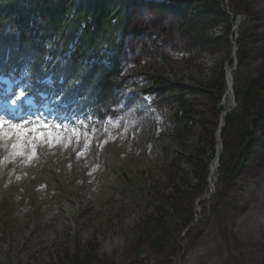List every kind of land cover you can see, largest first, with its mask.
<instances>
[{
  "label": "rangeland",
  "instance_id": "obj_1",
  "mask_svg": "<svg viewBox=\"0 0 264 264\" xmlns=\"http://www.w3.org/2000/svg\"><path fill=\"white\" fill-rule=\"evenodd\" d=\"M214 1L234 17L228 16L232 30L237 28L228 47L211 52L215 62L223 63L226 88V64L237 50L236 70L234 59L229 65L232 77L236 71L231 115L239 110L240 95L264 74V0H228L227 5ZM150 9L145 5L134 13V24L150 32L128 37L122 65L125 86L109 99L100 118L76 115L56 123L45 110L27 119L0 115L14 123L40 120L80 133L66 146L38 144L31 159L30 146L26 155L15 157L9 155L11 139L8 148L0 147V264H69L73 257L85 261L90 246L92 264H262L264 150L246 161L235 180L223 182L215 176L214 193L209 195L208 188L209 199L198 207L196 202L191 211L190 226H196L190 232L178 219L187 204L178 200L177 217L169 220L176 255L169 249L165 255L151 252L139 235L138 227L154 203L171 195L179 199L178 193L196 185L189 150L174 135L173 109L157 93L147 94L151 67L167 61L165 69L174 73L176 83L194 88L200 85L196 72L203 65L202 56L172 29L173 22L165 33L153 26L159 16ZM235 18L240 19L238 26ZM4 109L0 103V111ZM209 122L210 131L219 123L211 117ZM253 135L262 142L260 134ZM205 138L195 127L186 146L203 148ZM222 145L221 154L224 141Z\"/></svg>",
  "mask_w": 264,
  "mask_h": 264
},
{
  "label": "trees",
  "instance_id": "obj_2",
  "mask_svg": "<svg viewBox=\"0 0 264 264\" xmlns=\"http://www.w3.org/2000/svg\"><path fill=\"white\" fill-rule=\"evenodd\" d=\"M145 5L159 16L153 26L160 33L173 22L172 29L203 61L196 72L200 85L194 88L176 83L174 73L165 69L167 61L151 67L152 88L147 92L157 93L173 109L174 135L189 150L196 185L178 193L179 199L171 195L154 203L138 232L151 252L165 255L169 249L176 255L169 220L177 217L178 200L189 207L181 206L184 212L178 217L187 230L197 200L208 188L210 193L207 181L221 125L219 107L228 91L223 63L211 56L212 51L229 46L233 21L224 8L214 0H0V80L12 79L34 101L43 102L41 95H47L54 115L75 112L100 118L109 99L125 86L122 65L128 37L150 32L149 27L134 24V13ZM239 99L238 112L224 120L220 136L225 147L216 179L219 174L223 182L235 180L246 161L264 150V74ZM209 117L219 122L211 131ZM195 127L206 137L198 150L186 146ZM255 133L262 142L254 140ZM93 252L90 246L85 261L76 257L67 261L92 264Z\"/></svg>",
  "mask_w": 264,
  "mask_h": 264
},
{
  "label": "snow or ice",
  "instance_id": "obj_3",
  "mask_svg": "<svg viewBox=\"0 0 264 264\" xmlns=\"http://www.w3.org/2000/svg\"><path fill=\"white\" fill-rule=\"evenodd\" d=\"M24 93L21 92L19 99H23ZM80 135L78 129L65 128L64 126L50 125L40 120H25L22 123H14L10 120L0 118V147L8 148L9 139L12 140V151L10 157L17 155H26L25 149L32 148V155L28 156L29 159L35 155V147L38 144L45 143L49 146L61 144L66 146V141L70 142ZM88 144L85 139L84 148L87 149ZM5 160L8 157L4 158Z\"/></svg>",
  "mask_w": 264,
  "mask_h": 264
},
{
  "label": "bare ground",
  "instance_id": "obj_4",
  "mask_svg": "<svg viewBox=\"0 0 264 264\" xmlns=\"http://www.w3.org/2000/svg\"><path fill=\"white\" fill-rule=\"evenodd\" d=\"M235 20H237L236 26H238V24H239L238 21L240 19L239 18H235ZM235 31H237V28L236 27H235V30L233 32L234 34L236 33ZM233 59H234V63H235V68L234 69L236 70V68H237V63H236L237 62V54H236L235 57L233 55V58L231 60L232 63L230 62L226 66V72H227V78H228V80H227L228 81V92H227L226 96L224 97V101H223V104H222L223 106L221 105V109H222V107L224 108V115L221 118L220 131L218 133L219 136H218L217 141L221 140V137L220 136H221L222 130L224 128V120L226 119V116L231 113L232 110L229 111V109L234 104V102H233L234 101V99H233L234 95H233V91H232V81H233L232 72H233L234 69L232 70L233 65L232 66H229L230 64H233ZM233 109H234V107H233ZM225 111H226V113H225ZM227 111H229V112H227ZM216 152L217 153H216V155H215V157H214V159L212 161L211 170H210V178H209L210 194L209 195L213 194L214 193V190H215V176H216L217 169H218V165H219L218 163H219L220 155L222 153V149H221L220 144H218L217 149H216ZM209 195H208V197L205 196L202 199V201H204L205 199L209 198Z\"/></svg>",
  "mask_w": 264,
  "mask_h": 264
},
{
  "label": "water",
  "instance_id": "obj_5",
  "mask_svg": "<svg viewBox=\"0 0 264 264\" xmlns=\"http://www.w3.org/2000/svg\"><path fill=\"white\" fill-rule=\"evenodd\" d=\"M222 1H224L226 5L228 4V0H222ZM228 16H229L231 19H234V17H233L231 14H229V13H228ZM234 30H235V26L233 27V30H232V31H234ZM236 54H237V50L235 49V50H234V57L236 56ZM230 62H231V60H230L229 62H227L226 66H227ZM229 115H230V114H228V115L226 116V118L229 117ZM224 125H225V124H224ZM217 132H218V131H217ZM218 144H220L221 149H223L222 139L219 140V141H217V136H216V148H215V150L217 149ZM221 156H222V154H221ZM221 156H220V158H221ZM219 161H220V159H219ZM208 179H209V178H208ZM202 199H203V197L199 198L198 201H197V204H199V203L202 201ZM195 226H196V225H192V226H190V227L186 230V232H190V231L192 230V228H194Z\"/></svg>",
  "mask_w": 264,
  "mask_h": 264
}]
</instances>
